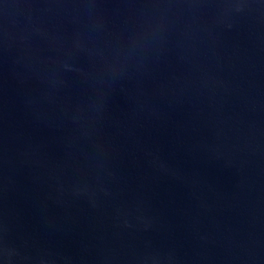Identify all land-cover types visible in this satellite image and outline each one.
<instances>
[{"label": "water", "instance_id": "obj_1", "mask_svg": "<svg viewBox=\"0 0 264 264\" xmlns=\"http://www.w3.org/2000/svg\"><path fill=\"white\" fill-rule=\"evenodd\" d=\"M0 264H264V0H0Z\"/></svg>", "mask_w": 264, "mask_h": 264}]
</instances>
